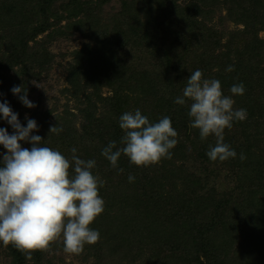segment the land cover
<instances>
[{
	"label": "trees",
	"instance_id": "1",
	"mask_svg": "<svg viewBox=\"0 0 264 264\" xmlns=\"http://www.w3.org/2000/svg\"><path fill=\"white\" fill-rule=\"evenodd\" d=\"M22 1L26 0H13L11 5L7 0L0 3V31L4 29L0 33V39L16 22L15 16L9 18V10L13 9L18 15L27 17L23 25L18 23L16 26L19 28L9 32L14 38L22 39L21 48L24 58L28 60L24 42L32 37L26 33L30 16L38 17L40 14L42 28L46 29L52 22L48 20L51 13L48 9L54 0H43L42 3L40 0L36 1L31 6L29 15L23 12ZM91 1L65 0L61 8L52 13L55 22L62 18L70 20L81 14V20L72 21H78L75 28L82 33L83 29L86 30L83 34L88 37L92 38L94 35L96 43L86 44L77 51L78 58L69 72L76 113L68 111L65 115H57L53 124H47L46 129L57 125L63 131L59 134L51 133V141H46L44 145L51 148L62 147L69 152L82 144L79 153L76 149V155L84 160L96 161V166L91 171L104 181L99 188V195L105 203L103 213L90 225L100 233L99 241L91 249H94L97 256L104 255V251L108 256L117 255L121 260L120 264H230L228 243L235 238L234 232L241 231L246 236L244 242L250 245L240 247L237 255L241 258V263L233 264H253V260H249L252 256L255 264H264V131L263 125L261 126L264 109L258 108L260 103L256 101L259 105L247 110V118L244 120L251 122V125L243 128L244 121H234L232 132L225 130V143L237 153L236 158L225 162L210 161L206 152L209 145L214 146L215 138L210 136L205 142H200L202 144L198 149L194 148L199 142V134L189 127L188 111L191 101L186 100L184 106L174 103L176 97L183 95L190 75L183 77L182 74L187 73L184 65L168 57L172 43L168 42L164 55L157 53L159 60L165 63L161 72L151 66L146 69L147 72L137 71L134 63L128 61L132 51L143 52L142 44L146 39L159 40V29L152 24L142 26L141 22L136 23L139 0L131 3L136 10L124 7L122 19L112 26L114 31L101 27L97 18L92 16L94 6ZM199 1L202 5L198 4ZM169 2L167 12L163 13L168 21L177 23L178 16L184 13L190 16L191 13L194 18L190 19H195L196 23L195 17L201 9L215 1L191 0L185 8L179 7L176 0ZM232 2L235 6L238 3L252 8L234 14L232 12L235 9L231 7L228 15L234 22L243 24L238 33L243 31L245 39L248 37L251 43L254 41L251 51L248 50L246 54L237 53L238 58H243L240 63H247L249 75L244 77L245 74L241 75V67H237L231 74L221 73L218 78L226 86L243 83L245 89H252L253 85L262 82L259 88L264 90V78L259 76L264 74V68L251 62L252 59L264 56V41L258 39L256 34L257 29L264 24V1ZM151 22L158 21L152 19L148 23ZM175 30L171 31L173 36ZM229 41L228 48L233 43L232 40ZM160 43H165V39H160ZM151 44L148 43L149 48ZM206 49L208 53V46ZM143 53L147 60L151 59L147 50ZM46 55L48 56L47 53ZM3 57H0V83L6 78L4 71L12 63ZM32 61H36V58ZM201 63H205L204 66H199L202 73H208V58ZM104 87L109 89L107 94L102 93ZM81 93L86 94L85 97L91 96L88 97L89 101H79ZM239 96L240 100L242 95ZM151 99L155 100L149 104ZM130 102L133 105L131 108ZM96 103L101 104L106 115L96 114ZM136 109L150 122H158L164 116L170 117L172 126L178 133V143L171 150V159H163L159 164L146 168L132 165L122 154L118 167L123 172H118L101 155V151L110 141H116L117 146H121L119 141L124 132L119 128V117L124 112H134ZM76 119H79V127L73 123ZM236 126H241L242 136L241 133L236 135ZM5 151L2 150L0 157ZM241 153L246 159H240ZM199 157L202 158L200 161ZM175 158L181 160L180 165L175 164ZM189 162L192 168H195V163L201 167H206L207 163L208 174H213V171L221 173L222 169H227L233 189L239 193V197L236 193L230 197L229 194L225 195L228 192L220 195L214 182L210 181V176L207 179L206 175L196 173ZM216 165L224 167L216 170ZM129 175L135 177L134 182L128 181ZM203 187L207 191L201 193ZM202 254L206 257L205 261L200 259ZM12 255L13 264H35L30 263L25 254L18 250ZM39 258L36 257L38 262ZM45 263L50 264L49 261Z\"/></svg>",
	"mask_w": 264,
	"mask_h": 264
},
{
	"label": "rangeland",
	"instance_id": "2",
	"mask_svg": "<svg viewBox=\"0 0 264 264\" xmlns=\"http://www.w3.org/2000/svg\"><path fill=\"white\" fill-rule=\"evenodd\" d=\"M7 1L11 5L13 0ZM36 1L38 0H26L25 2L22 1L23 12H27V15H29L32 11L31 6H33ZM40 1L42 3L43 0ZM132 1L133 0H103L100 2V0H92L91 2L94 6L92 16L94 15L97 18L101 27L111 28L114 31L112 26H115V23L119 22V19H122L124 7H129L131 10H136L135 6L131 4ZM134 1L137 2L138 0ZM169 1L171 0L138 1L139 8L136 11V23L141 22L142 26L152 24L158 28V37H160V39L164 38L165 43L161 44L160 39L157 40L151 38V40H145V42L142 44L143 52L145 50L148 51L147 54L151 58L150 60L146 59L147 56L144 55L143 52H139L137 50L136 52L132 51V55L128 61L134 63L137 71L147 72L146 69L151 66L152 69H157L156 71L161 72L164 69L165 63H162L159 60L160 56L157 57V53L159 52L161 53L160 55H164L168 42H171L172 46L171 50H168V57H171L184 65L187 73L182 74L183 77L190 75L197 69L200 70L199 66H201L200 64L204 66L205 63L201 62L203 60L206 61V58H208V73L206 72L203 74V78L205 79L219 80L218 75H221V73L231 74L233 71H226L229 66H233L234 68L241 67V75L245 74L244 77L249 75V68L246 67L247 63H240L243 58H238L237 53L246 54L248 50L251 51L254 46V41L251 43L248 37L245 39L243 36V31L238 33L240 30H242L243 24L234 22L228 15L230 14L231 7L235 9L232 13L236 14L242 11L244 12L246 10H252L250 6H244L238 3L235 6L233 5L235 3L232 2V0H214L215 2H209L205 8L201 9V12L195 17L196 23L194 22L195 19H190V17L194 18L193 14L191 13H189L190 16H188L186 13L178 16L176 19L177 23H175L173 21H168L163 15V13L165 14V12H167V6H170ZM190 1L191 0H176L177 4L181 8H185L190 3ZM2 2L3 0H0V3ZM62 3H65V0H54L49 9L48 7L46 8L49 10V12H51L49 13L50 16L48 20L52 22L44 30L41 21L42 16H40V14L38 17L30 16L26 33L32 35V37L28 38V40L26 39L24 42L26 43L25 56L28 60L24 58V51L21 48V45L23 44L22 39L14 38L13 34H10L9 32L10 30L18 29L19 27L17 28L16 26L18 23L23 25L25 19H28L27 17L24 18V15H18V13L13 11V9L9 10V18L15 16L14 21L16 22L11 25V28L7 31V33H4L0 39V57L2 55L5 57V60L9 59L12 61L11 65L9 66L10 68L3 73L6 78L0 83V101H7L13 112L19 114L18 119L22 126H26L27 124L26 117L28 119H34L37 122L39 130L31 133L30 135L41 136L42 139L45 140L42 141V146L46 144V141L50 142L52 137L51 132L49 133V129H46L47 124H53L57 115H65L68 111H73L76 113V110L73 106L76 101L74 96L71 94L72 86L70 83L69 72L78 58L77 51L82 49L86 44L96 43L94 40V35H92V38L88 37L87 35L83 34L86 30L82 28L84 31L82 33L78 28H75V26L78 25V21L81 20V14L74 16L70 20L64 18L57 22H55L56 20H53L52 13H54L56 10H59ZM198 4L202 5L200 1ZM152 19L158 22L148 23ZM76 20L78 21L72 22ZM188 24H192V26H189ZM35 27H37V29H35ZM3 30H1L0 33H2ZM172 30H175L173 33L174 36L172 35ZM177 30L179 31L178 34L176 33ZM256 34L258 39L264 41V24L261 28L257 29ZM229 40H232L233 42L230 45V48L227 47ZM148 43L151 44L150 48L148 47ZM207 46L208 53L206 49ZM129 47L130 46H128L127 49H129ZM12 49H15V51ZM222 53H225L226 55ZM34 58H36V61H32ZM255 59H252L251 62L254 63L255 66L256 63H258L259 66L264 68V56H260ZM153 65H155L156 68ZM259 76L264 78V74H260ZM252 82L254 83V81ZM261 84L262 82H259L258 85H253L252 89H246L240 100L239 95L233 96L232 98L235 101L233 105L234 109L243 108L250 110L252 106L255 108V105H259L256 101L260 103L258 108L262 107L264 109V90L259 88ZM21 85L27 91V98L33 102L36 107H25L20 102L18 95H13L11 92L12 87ZM221 87L225 95H232L229 91L231 86L221 84ZM88 91L89 89H87V92ZM108 91L109 89L105 87L102 89V93L104 94H107ZM85 95L86 94L82 93L81 95L79 94V101H89L88 97L91 96L87 95V97H85ZM154 100L155 99H151L149 104H152ZM131 103L132 102L129 104ZM132 106L133 105L131 104L129 107L131 108ZM96 107L97 115L101 116L103 113L104 115L107 114L100 103H96ZM78 120L76 119V122H73L75 123L76 127H79ZM248 125H251V122L244 121L243 128H247ZM262 125V130L264 131V119L261 123V126ZM0 128H6L9 134H12L13 132L11 126L8 125L7 122L2 118H0ZM228 130L232 132V129ZM195 131L199 134L197 129H195ZM235 133L237 136H239L241 133L242 136L243 130L241 126H236ZM197 138V141L199 142L196 147H194L196 149H198L200 144H202L200 142H205V140L201 141L200 137ZM21 145L22 147L29 149L31 148V145L25 142H21ZM80 147H82V144H78L76 146L75 149L78 150L77 153H79ZM52 149L60 151L66 158L72 157V152H67V149H63L62 147H53ZM2 150H5L3 149V146L0 147V154H2ZM198 159V161H200L202 158L199 157ZM175 164L180 165L181 160L176 159ZM189 166L196 173L206 175L207 179L209 175L210 181L214 182L216 185L215 188L220 192V195L228 192L225 195L229 194L230 197L232 194L236 193V196L239 197V193L233 189V182L228 176L227 169H222L221 173L213 171V174H208L207 163L206 167H201L195 163V168H192L191 163L189 162ZM223 167L224 166L221 165L215 166L216 170ZM204 191L207 190L203 187L201 193ZM233 236H235V238L230 240L228 243V260L231 258L230 264H233L234 262L241 263V258L237 255L239 253L240 247L242 245H250L248 242H244V238L246 236L241 231H237L236 233L234 232ZM60 246H62V242H57L52 246L50 253L37 251L32 253L31 259L27 257L26 258L30 263L35 264H46L45 261H49L50 264H120L121 261L120 258H117V255L116 257H114L115 255L108 256L105 251L104 255L102 254L97 256L94 252V249H91L93 245H85L83 253L78 256L66 254L63 250V246ZM15 249L16 248H14L12 245L5 247L2 243H0V264H13L14 260L12 253L17 250ZM236 249L238 250L237 252L234 251ZM36 257H40L39 262ZM200 259L205 261V255L202 254ZM249 260H253V264H255L253 256L252 258L250 257ZM124 262L125 261H123V263Z\"/></svg>",
	"mask_w": 264,
	"mask_h": 264
},
{
	"label": "clouds",
	"instance_id": "3",
	"mask_svg": "<svg viewBox=\"0 0 264 264\" xmlns=\"http://www.w3.org/2000/svg\"><path fill=\"white\" fill-rule=\"evenodd\" d=\"M233 70V66L226 69ZM229 91L232 95H225L218 79H205L197 69L187 79L183 95L174 99L181 106L191 101L189 127L199 131L201 141L215 138L214 146L209 145L206 152L213 162L236 158L237 153L225 143L224 133L234 121L247 118L246 109H234L232 98L243 95L245 86L234 84ZM11 92L25 107H36L22 85L13 86ZM0 118L13 129L9 134L6 128H0V145L6 150L0 157V243L12 245L29 259L37 251L50 253L57 242H62L66 254L81 255L85 245H94L100 239L99 231L90 227L103 213L105 203L99 195L104 181L91 171L96 161L81 159L75 148L69 160L60 151L42 146L41 136L30 135L39 130L37 122L26 117L27 124L22 126L7 101L0 103ZM119 128L124 132L121 146L110 141L101 151L118 172H123L118 167L122 154L132 165L144 168L172 158L178 133L170 117L150 122L136 109L119 117ZM62 131L57 125L49 129L55 134ZM21 142L31 148L22 147ZM240 159H246L243 153ZM134 180V176H128L130 183Z\"/></svg>",
	"mask_w": 264,
	"mask_h": 264
}]
</instances>
